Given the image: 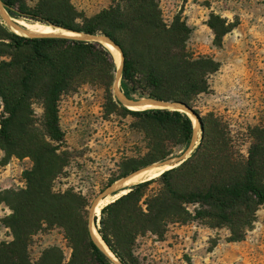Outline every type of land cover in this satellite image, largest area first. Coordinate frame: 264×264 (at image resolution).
Wrapping results in <instances>:
<instances>
[{
	"label": "trees",
	"instance_id": "trees-1",
	"mask_svg": "<svg viewBox=\"0 0 264 264\" xmlns=\"http://www.w3.org/2000/svg\"><path fill=\"white\" fill-rule=\"evenodd\" d=\"M0 1L12 18L113 41L124 57L120 91L129 100L153 99L192 107L197 96L210 91L209 76L220 69L213 58L195 57L187 51L191 29L180 17L167 24L160 0H120L91 17L78 11L71 0H41L34 10L24 0ZM214 19L209 27L219 42L228 30H218ZM0 56L7 58L0 62V149L8 157L33 162L32 169L24 173L25 189L0 192V204L12 211L4 225L13 236L11 242H0V264H65L57 247L45 250L37 262L30 260V242L45 226L65 230L73 248L67 264H89V259L95 264H114L87 228L85 200L73 192L53 191L54 180L67 165L60 125L62 97L86 84L100 85L108 114L120 106L145 128L151 147L147 165L181 157L189 150L195 131L192 118L165 109L132 111L115 100L116 60L98 42L28 38L10 31L0 18ZM36 102L44 109V133L36 128ZM195 114L202 138L191 157L158 178L131 186L127 194L101 210L98 233L122 264H140L133 253L138 236L163 237L172 223L207 220L213 227L227 225L232 241H241L264 205V129L255 130L247 158L239 159L230 152L219 120L211 114L203 118L197 110ZM140 170L133 168L131 174ZM156 182H161L162 190L149 196L148 189Z\"/></svg>",
	"mask_w": 264,
	"mask_h": 264
},
{
	"label": "rangeland",
	"instance_id": "rangeland-1",
	"mask_svg": "<svg viewBox=\"0 0 264 264\" xmlns=\"http://www.w3.org/2000/svg\"><path fill=\"white\" fill-rule=\"evenodd\" d=\"M24 1L31 10L41 2ZM119 1L71 0V3L91 17ZM160 8L167 24L180 17L191 29L187 41L190 54L210 57L220 64L218 72L209 76L210 91L197 96L191 105L203 118L214 115L227 133L230 152L235 158L246 159L255 130L264 129V0H160ZM4 9L0 18L12 32L16 26L20 27V21L45 24L12 18ZM3 14H8L9 21L3 19ZM212 17L218 30H228L219 42L209 27ZM6 59L0 56V62ZM113 95L115 100L122 101L114 86ZM106 104L104 89L98 84L83 85L64 95L60 102V125L65 133L62 151L67 152V165L54 180L53 191L73 192L85 200L90 234L94 226L100 228L101 216L95 221L94 207L98 200L108 196L111 181L123 179L133 168L142 170L162 164L147 165L151 147L139 119L125 114L120 106L108 114ZM33 109L36 128L44 133L43 106L36 102ZM1 113L0 98V117ZM201 138L202 132L197 145ZM175 153H180L179 148H175ZM32 167L30 158L8 157L0 149V192L25 189L24 173ZM161 190V182H156L147 194ZM11 214L8 206L0 204V242L13 240L11 230L4 225V219ZM52 247L63 252L65 264L70 262L73 248L65 230L46 226L30 242V260L39 261L43 252ZM133 253L140 264H264V205L258 208L252 227L241 241H232L227 225L213 227L207 220H198L169 224L163 237L152 233L138 236ZM89 262L95 264L90 259Z\"/></svg>",
	"mask_w": 264,
	"mask_h": 264
},
{
	"label": "bare ground",
	"instance_id": "bare-ground-1",
	"mask_svg": "<svg viewBox=\"0 0 264 264\" xmlns=\"http://www.w3.org/2000/svg\"><path fill=\"white\" fill-rule=\"evenodd\" d=\"M0 7H1V11H0V15H1L2 10L4 9L1 1H0ZM9 18L10 17L8 16V14L7 15L3 14L4 20L9 21ZM19 25L20 27L16 26V28L14 29L15 32H17L20 35L26 36V37H57V38H74V39H89L90 38L88 36H85L84 34L73 33V32H70L60 27L54 28L53 26H49V25H45L41 23H32V22L29 23V22L20 21ZM100 41L102 42L104 46H106L111 51V53L115 57L116 65L120 68L123 63V58H122V54L120 50L104 37L100 38ZM115 89H116V92L121 97L124 105L127 108H130L132 110L142 111V110H147L149 108H154V107L159 106L158 104H150L145 101L135 102V101L127 100L124 97V95L121 93V91H119L118 82H117ZM178 109L183 110L181 108H178ZM189 115L193 120L194 128H195L194 140H193V146H192L193 148L198 143L201 128H200V124L198 120L192 114L189 113ZM170 168L171 167L169 165H155L152 167H147L145 169H142L136 173L131 174L125 179L117 181L113 186V190H117L116 192H118V194L116 196L111 197L112 194L108 193L107 194L108 196L106 198L105 196L103 198L100 197L101 199L97 201L94 212H93L95 218L98 219L101 216L102 214L101 210L104 206H106L108 203L112 202L113 200H116L119 196L125 194L128 188H130L133 185L139 184L145 180L157 178L163 172L169 170ZM92 231H93V235L95 239L97 240L101 248L113 259V261H115L116 264H119V262L115 259L113 254L109 251L107 246L102 241L97 231V228L95 226Z\"/></svg>",
	"mask_w": 264,
	"mask_h": 264
},
{
	"label": "water",
	"instance_id": "water-1",
	"mask_svg": "<svg viewBox=\"0 0 264 264\" xmlns=\"http://www.w3.org/2000/svg\"><path fill=\"white\" fill-rule=\"evenodd\" d=\"M2 3V2H1ZM3 7H4V5H3ZM54 28H56L55 26H53ZM65 30H67V29H65ZM68 31H70V30H68ZM70 32H73V33H77V34H84V33H78V32H74V31H70ZM14 33H16V32H14ZM17 34V33H16ZM18 35H20V34H18ZM85 36H88V37H90L89 39H74V38H67V39H72V40H79V41H87V42H98V43H100V44H102V42L100 41V38H102V37H104V38H106L107 40H109L114 46H116L119 50H120V48L117 46V45H115L114 43H113V41H111L109 38H107V37H105V36H101V35H96V36H94V35H89V34H84ZM21 36H23V35H21ZM24 37H26V36H24ZM28 38H42V37H28ZM54 38H57V37H54ZM103 45V44H102ZM120 52H121V54H122V51L120 50ZM122 58H123V60H124V57H123V54H122ZM117 66V65H116ZM122 68H123V63H122V66L119 68L118 66H117V77H116V81H115V84H114V90H115V87H116V85H117V82H118V88H119V91H120V80H121V73H122ZM119 77V78H118ZM122 93V92H121ZM125 97V96H124ZM119 98V97H118ZM126 98V97H125ZM127 99V98H126ZM127 100H129V99H127ZM130 101H133V100H130ZM138 101H145V102H147V103H150V104H158L159 106L158 107H154V108H149V109H165V110H171V111H180V112H184V113H186L188 116H190L189 115V113L190 114H192L197 120H198V122H199V124H200V128H201V123H200V121H199V119H198V117L196 116V114H195V110L192 108V107H190V106H188V105H186V104H182V103H178V102H166V101H157V100H153V99H140V100H138ZM119 102L122 104V105H124V103L119 99ZM136 102V101H135ZM125 106V105H124ZM126 107V106H125ZM127 108V107H126ZM178 108H181V109H183V110H180V109H178ZM127 109H129V108H127ZM129 110H131V109H129ZM132 111H134V110H132ZM138 111H140V110H138ZM201 132H202V129H201ZM193 140H194V134H193V139H192V142H191V146H190V148H189V150L185 153V154H183L181 157H178V158H174V159H170V160H168V161H166V162H164V163H162V164H160V165H169L171 168L169 169V170H171V169H174V168H177V167H179L180 165H182L187 159H189L190 157H191V154L193 153V151L197 148V144L195 145V147H193L192 148V146H193ZM168 171V170H167ZM164 173V172H163ZM162 173V174H163ZM161 174V175H162ZM160 175V176H161ZM123 179H125V178H123ZM122 180V179H121ZM149 180H151V179H148V180H145V181H143V182H146V181H149ZM143 182H141V183H143ZM113 186H114V184L112 185V186H110L109 187V189H108V193H111L112 195L114 194V193H116V191L117 190H113ZM126 194V193H125ZM125 194H123V195H125ZM119 198V197H118ZM117 198V199H118ZM115 201V200H114ZM114 201H112V202H114ZM111 202V203H112ZM96 206V205H95ZM94 209H95V207H94ZM91 236H92V238H93V240L96 242V244L100 247V249L108 256V258L114 263V264H116L115 263V261H113V259L101 248V246L99 245V243L97 242V240L95 239V237H94V235H93V233L91 234ZM102 239V238H101ZM103 241V240H102ZM104 242V241H103ZM105 244V243H104ZM106 245V244H105ZM107 246V245H106ZM108 248V247H107ZM109 249V248H108ZM109 251H110V249H109ZM111 252V251H110ZM112 253V252H111ZM113 254V253H112ZM113 256L115 257V255L113 254ZM115 259L119 262V264H122L116 257H115Z\"/></svg>",
	"mask_w": 264,
	"mask_h": 264
}]
</instances>
